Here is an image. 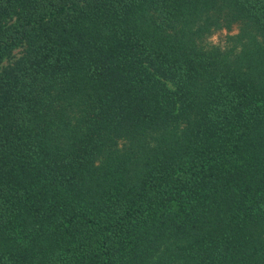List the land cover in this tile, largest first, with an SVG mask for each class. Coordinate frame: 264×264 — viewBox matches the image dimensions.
<instances>
[{
  "label": "trees",
  "instance_id": "16d2710c",
  "mask_svg": "<svg viewBox=\"0 0 264 264\" xmlns=\"http://www.w3.org/2000/svg\"><path fill=\"white\" fill-rule=\"evenodd\" d=\"M0 264H264V0H0Z\"/></svg>",
  "mask_w": 264,
  "mask_h": 264
},
{
  "label": "rangeland",
  "instance_id": "374dc122",
  "mask_svg": "<svg viewBox=\"0 0 264 264\" xmlns=\"http://www.w3.org/2000/svg\"><path fill=\"white\" fill-rule=\"evenodd\" d=\"M215 40H216V41H218V40H219V38L217 37V38H215Z\"/></svg>",
  "mask_w": 264,
  "mask_h": 264
}]
</instances>
